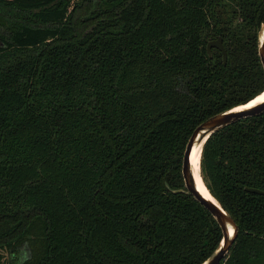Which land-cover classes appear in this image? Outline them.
<instances>
[{
  "label": "trees",
  "instance_id": "1",
  "mask_svg": "<svg viewBox=\"0 0 264 264\" xmlns=\"http://www.w3.org/2000/svg\"><path fill=\"white\" fill-rule=\"evenodd\" d=\"M263 24L264 0H0V264L204 263L223 235L184 153L264 92ZM200 165L239 227L222 264H264V112Z\"/></svg>",
  "mask_w": 264,
  "mask_h": 264
},
{
  "label": "water",
  "instance_id": "2",
  "mask_svg": "<svg viewBox=\"0 0 264 264\" xmlns=\"http://www.w3.org/2000/svg\"><path fill=\"white\" fill-rule=\"evenodd\" d=\"M258 37H259L258 38L259 56L264 69V24L261 26ZM213 48H216L222 52L223 61L224 64L226 65L227 52L224 48L222 38L212 40L207 44V51L210 57L212 56L211 52ZM248 104L249 103H247L246 105ZM246 105H242V106H246ZM239 107L214 115L213 117L209 118L208 120L200 124L194 130L184 153L182 176L184 179L185 190L182 191L183 192L185 191L187 194L192 195L196 201H198L211 213V215L215 218V220L219 224L223 235V239L219 248L202 264H222V262L225 261L226 258L228 257L231 248L237 239L239 227L235 222V220L233 219V217L212 196L206 184L204 183L202 174H201L202 181L205 187L207 188L211 198L209 199L200 190L193 173L191 158L197 146L203 143V147H204L206 141L213 134L219 132L225 127L234 124L240 120L254 117L264 112V102L244 109H238ZM203 147H202V151H203ZM202 151H201V155H202ZM246 190L250 193L264 196V191L258 189H252V188H246Z\"/></svg>",
  "mask_w": 264,
  "mask_h": 264
},
{
  "label": "bare ground",
  "instance_id": "3",
  "mask_svg": "<svg viewBox=\"0 0 264 264\" xmlns=\"http://www.w3.org/2000/svg\"><path fill=\"white\" fill-rule=\"evenodd\" d=\"M263 102H264V92L262 94H260L257 98H255L253 101L249 102L248 105L239 107L238 109L248 108V107L254 106L256 104L263 103ZM202 147H203V143L197 146L196 150L194 151V153L192 155L191 163L193 166V173L195 176V180H196L200 190L203 192V194H205V196H207L210 199L211 198L210 194H209L207 188L205 187V185L202 181L201 172H200Z\"/></svg>",
  "mask_w": 264,
  "mask_h": 264
}]
</instances>
